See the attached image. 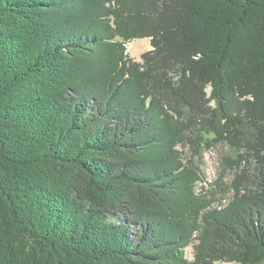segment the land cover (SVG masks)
I'll return each mask as SVG.
<instances>
[{
  "label": "trees",
  "instance_id": "1",
  "mask_svg": "<svg viewBox=\"0 0 264 264\" xmlns=\"http://www.w3.org/2000/svg\"><path fill=\"white\" fill-rule=\"evenodd\" d=\"M219 262L264 264V0H0V264Z\"/></svg>",
  "mask_w": 264,
  "mask_h": 264
},
{
  "label": "rangeland",
  "instance_id": "2",
  "mask_svg": "<svg viewBox=\"0 0 264 264\" xmlns=\"http://www.w3.org/2000/svg\"><path fill=\"white\" fill-rule=\"evenodd\" d=\"M128 55L132 59L136 61H141V56L151 50V44L149 39H140L133 40L129 44H127ZM230 148L224 145H217L215 148L210 151H206L203 153L200 160L197 162H201L202 169V183L198 184V190L201 189V185L206 187H210V185H214V183L222 177V180L227 181L232 177V173L229 169H227L222 164V158L225 156H229ZM217 264H236V263H223L219 262Z\"/></svg>",
  "mask_w": 264,
  "mask_h": 264
}]
</instances>
